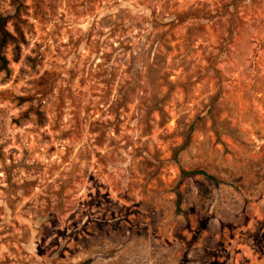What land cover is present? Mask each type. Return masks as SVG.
Returning a JSON list of instances; mask_svg holds the SVG:
<instances>
[{
    "label": "rangeland",
    "instance_id": "rangeland-1",
    "mask_svg": "<svg viewBox=\"0 0 264 264\" xmlns=\"http://www.w3.org/2000/svg\"><path fill=\"white\" fill-rule=\"evenodd\" d=\"M15 15L0 264H264V0H0Z\"/></svg>",
    "mask_w": 264,
    "mask_h": 264
},
{
    "label": "trees",
    "instance_id": "trees-1",
    "mask_svg": "<svg viewBox=\"0 0 264 264\" xmlns=\"http://www.w3.org/2000/svg\"><path fill=\"white\" fill-rule=\"evenodd\" d=\"M12 4H19V0H11ZM249 1V0H242ZM16 19V15L13 18H3L0 17V69L3 72H8L9 63L6 59L5 52L8 47L14 46L18 43V38L21 37V34L18 30L17 25L14 26L15 34L8 31V24ZM18 19V18H17ZM182 177H204L205 179L214 182V178L209 176L207 173L203 171H190V172H181Z\"/></svg>",
    "mask_w": 264,
    "mask_h": 264
}]
</instances>
